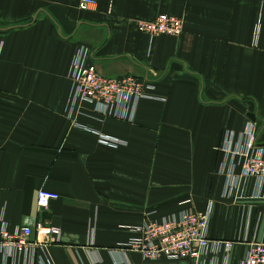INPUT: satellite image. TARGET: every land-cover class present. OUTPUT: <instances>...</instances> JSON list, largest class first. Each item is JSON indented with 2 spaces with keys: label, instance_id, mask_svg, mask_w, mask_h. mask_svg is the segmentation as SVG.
<instances>
[{
  "label": "crops",
  "instance_id": "0c3cea01",
  "mask_svg": "<svg viewBox=\"0 0 264 264\" xmlns=\"http://www.w3.org/2000/svg\"><path fill=\"white\" fill-rule=\"evenodd\" d=\"M80 2L0 0V210L10 231L59 228L49 264H194L123 246L149 213L212 203L211 236L241 241L230 263L241 264L245 233L264 234V201L226 203L217 170L227 132L252 124L264 145V0H96L89 11ZM162 14L182 19L183 34L139 31ZM82 46L100 75L149 81L158 99L141 101L132 123L88 103L70 119L68 76ZM41 190L59 195L48 209L37 205ZM249 205L261 220L247 229Z\"/></svg>",
  "mask_w": 264,
  "mask_h": 264
},
{
  "label": "built area",
  "instance_id": "2783aa9c",
  "mask_svg": "<svg viewBox=\"0 0 264 264\" xmlns=\"http://www.w3.org/2000/svg\"><path fill=\"white\" fill-rule=\"evenodd\" d=\"M96 0H81L80 9L89 11L96 6ZM141 33L151 39L159 36H180L184 32L182 19L162 14L152 22L138 25ZM90 50L82 46L73 58L69 79L71 94L67 115L76 116L80 103L92 104L95 112L103 117L134 122L139 105L143 100H156L155 85L133 76L107 78L99 74L95 65L89 63ZM74 126L79 124L73 120ZM256 126L250 124L239 135L227 132L218 165V175L224 183L221 199L233 205L241 202L264 201V145L258 142ZM103 145L118 147L123 142L98 134ZM251 186V193L247 194ZM59 195L41 190L37 195L40 209H48ZM191 200L181 203L190 204ZM213 204L203 212L193 208L162 217L151 218L147 214L142 224L131 227L135 234L123 247L142 255L147 261L168 260L179 262L191 260L194 264H230L233 250L238 242L216 239L211 236ZM243 223L249 229L254 221L261 220V214H255V207L242 208ZM37 233V239L33 236ZM59 228L46 227L38 223L17 227L10 231L5 220V208L0 210V256L4 264H49V244L61 241ZM241 240V239H240ZM247 244L241 264H264V234L249 238L248 232L242 239Z\"/></svg>",
  "mask_w": 264,
  "mask_h": 264
},
{
  "label": "water",
  "instance_id": "95a60500",
  "mask_svg": "<svg viewBox=\"0 0 264 264\" xmlns=\"http://www.w3.org/2000/svg\"><path fill=\"white\" fill-rule=\"evenodd\" d=\"M249 118L252 120V121H256V118H255V115L254 114H251V115H249Z\"/></svg>",
  "mask_w": 264,
  "mask_h": 264
}]
</instances>
